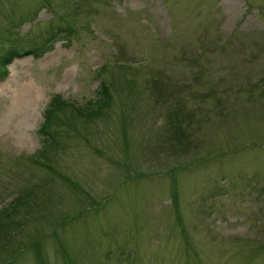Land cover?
<instances>
[{"label":"rangeland","instance_id":"1","mask_svg":"<svg viewBox=\"0 0 264 264\" xmlns=\"http://www.w3.org/2000/svg\"><path fill=\"white\" fill-rule=\"evenodd\" d=\"M9 47L0 264H264V0H0Z\"/></svg>","mask_w":264,"mask_h":264},{"label":"trees","instance_id":"2","mask_svg":"<svg viewBox=\"0 0 264 264\" xmlns=\"http://www.w3.org/2000/svg\"><path fill=\"white\" fill-rule=\"evenodd\" d=\"M55 34V32L52 33V36ZM39 48L35 47L34 49H26L24 52L26 54L32 53L33 55H38L37 51ZM21 52L18 51L14 47H9L5 50V52L0 57V75H4L8 72V64L12 61L13 58L20 56ZM101 88V97L100 101L98 102V105L96 104L95 109H89L88 106L85 107H75L74 111L77 116L84 118V120H90L97 116L102 109H104L105 106L109 104V93L107 86L104 82H101L100 86ZM71 106L69 103H66L65 100H63L60 96H54L51 98L50 102L48 103L47 107L44 110V120L39 128V133L42 135V150L43 151H49L54 146L53 144H56L57 141V131L54 130V126H58V122L60 119V111L63 110L65 107ZM66 107V108H67ZM20 200L19 197L14 198L12 201L13 203H10L11 206L14 207L16 203H18ZM7 208V207H5ZM8 209V208H7ZM2 211V208L0 209V212ZM1 216V214H0ZM1 219V218H0ZM3 227L4 225H0Z\"/></svg>","mask_w":264,"mask_h":264}]
</instances>
